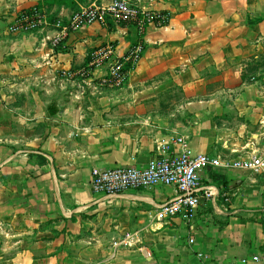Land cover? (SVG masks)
<instances>
[{"label":"crops","instance_id":"0c3cea01","mask_svg":"<svg viewBox=\"0 0 264 264\" xmlns=\"http://www.w3.org/2000/svg\"><path fill=\"white\" fill-rule=\"evenodd\" d=\"M92 1L0 0V264H264V171L208 168L213 196L164 221L175 185L89 187L92 169L145 165L178 136L264 158V0H131L168 22L69 28ZM31 12L46 23L12 29ZM138 43L125 83H91L106 65L80 83L89 56Z\"/></svg>","mask_w":264,"mask_h":264},{"label":"built area","instance_id":"2783aa9c","mask_svg":"<svg viewBox=\"0 0 264 264\" xmlns=\"http://www.w3.org/2000/svg\"><path fill=\"white\" fill-rule=\"evenodd\" d=\"M119 24L120 21L132 22L144 32L146 27L154 24L158 27L166 24L167 16L160 11L141 9L131 0H112L108 5L98 4L97 0L76 12L68 27L76 30L89 26L94 22L107 25L108 21ZM46 18L38 13L26 14L20 19L23 29H37ZM59 25V23H58ZM143 43H138L129 55L117 56L112 46L105 47L94 56L92 64L107 66L105 84L120 86L126 79L127 72L123 71L125 62L130 61L137 67L142 58ZM159 155L145 165H119L112 168L92 169L89 180L90 189L96 194L116 195L130 189H147L157 185H175L178 194L157 208V219L164 221L182 213L189 217L196 213L202 198H210L213 192L210 187L201 183V173L208 168L242 167L261 173L264 171V158L253 156L251 159H228L221 154L194 153L188 140L178 136L171 141H164L159 146ZM264 209V205H263ZM194 238L189 242L193 243ZM123 242L122 240L120 241ZM119 244L115 242L114 245ZM258 259V257H254ZM244 259L243 261H245Z\"/></svg>","mask_w":264,"mask_h":264},{"label":"trees","instance_id":"16d2710c","mask_svg":"<svg viewBox=\"0 0 264 264\" xmlns=\"http://www.w3.org/2000/svg\"><path fill=\"white\" fill-rule=\"evenodd\" d=\"M32 14V12H31ZM75 14V13H74ZM162 15H166L167 16V20L166 23L168 22V15L165 12H161ZM120 25H134V23L132 22H124V21H120L119 22ZM135 46V45H134ZM134 46L125 54L126 56L129 55V52L134 48ZM95 56H89L87 59V64L86 66L83 68L82 72L84 73V77H88L90 72L96 67L95 64H92V62L94 61ZM136 67L134 65L131 64L130 61L125 62L124 67H123V71L126 73H129L131 70L135 69Z\"/></svg>","mask_w":264,"mask_h":264},{"label":"rangeland","instance_id":"374dc122","mask_svg":"<svg viewBox=\"0 0 264 264\" xmlns=\"http://www.w3.org/2000/svg\"><path fill=\"white\" fill-rule=\"evenodd\" d=\"M21 19V18H20ZM20 19L19 20H17V22L16 23H14L11 27H12V29L13 30H19L18 28L21 26V24H20ZM20 29H23V28H20ZM25 30V29H24ZM27 30H30V29H27ZM34 30V29H33ZM143 53V52H142ZM142 59V58H141ZM139 65V64H138ZM82 73V75H80V77H79V79H81L80 81V83H88V81H87V78H84V73L83 72H81ZM129 74V73H128ZM128 74H127V76H128ZM127 76H126V79H127ZM66 77V76H65ZM105 77H106V74L104 75V76H102L101 77V79H99V80H95V79H92V80H90L91 81V83H107V82H104V79H105ZM83 79H85V80H83ZM126 79L122 82V83H125V81H126Z\"/></svg>","mask_w":264,"mask_h":264}]
</instances>
